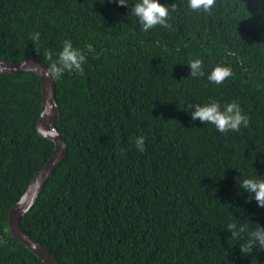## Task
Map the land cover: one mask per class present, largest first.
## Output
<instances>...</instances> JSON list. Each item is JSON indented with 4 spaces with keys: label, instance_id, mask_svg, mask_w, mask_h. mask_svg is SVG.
<instances>
[{
    "label": "trees",
    "instance_id": "trees-1",
    "mask_svg": "<svg viewBox=\"0 0 264 264\" xmlns=\"http://www.w3.org/2000/svg\"><path fill=\"white\" fill-rule=\"evenodd\" d=\"M134 2L0 0V60L51 67L65 39L85 55L83 72L53 74L67 151L20 225L61 264H264V249L239 250L264 226L239 184L264 177V0H216L211 14L159 0L176 6L173 30L147 32ZM195 58L202 77L189 75ZM221 62L233 75L216 85L207 72ZM209 100L236 101L248 126L193 121L188 106ZM41 104L35 73L0 72V264H44L8 224L54 151L36 129ZM230 223L245 232L234 238Z\"/></svg>",
    "mask_w": 264,
    "mask_h": 264
},
{
    "label": "clouds",
    "instance_id": "clouds-1",
    "mask_svg": "<svg viewBox=\"0 0 264 264\" xmlns=\"http://www.w3.org/2000/svg\"><path fill=\"white\" fill-rule=\"evenodd\" d=\"M104 0H101L103 3ZM117 5H123L128 8V0H112ZM216 0H187V7L194 12L211 14ZM176 6L173 4L171 9L162 4L159 0H135L132 5V14L137 18L141 29L147 32L154 26L160 27L169 31L173 30V25L169 22L170 11H175ZM40 33H30V38L35 42L39 40ZM90 54L93 45L86 46ZM46 55L51 53L45 52ZM227 55H233L228 52ZM85 55L81 50L74 47L70 39H65L62 43L61 49L58 52V63L51 64L50 69L46 71V75L55 74L59 76L62 69H67L74 72H83V62ZM189 65L191 71L190 76L193 78L202 77L205 75L204 64L200 58L190 60ZM233 75L232 68L223 62L213 65L207 72V80L213 84H222L226 79ZM191 109V119L193 121L199 119L201 123H209L214 125L216 130L221 133L229 131H239L241 126L247 127L249 119L246 114L242 113L239 104L236 101L225 103L223 107L216 100H209L207 102L195 103L188 106ZM135 147L138 151L143 152L145 147L144 136H137L134 140ZM240 187L245 190L250 197H252L258 207H264V177L261 176H246L239 182ZM229 229H234L233 237H238L245 232L244 228H237L235 223L227 225ZM253 246L259 250L264 249V226H257L254 229L247 231V238L244 243L240 245L241 254H249Z\"/></svg>",
    "mask_w": 264,
    "mask_h": 264
},
{
    "label": "water",
    "instance_id": "water-1",
    "mask_svg": "<svg viewBox=\"0 0 264 264\" xmlns=\"http://www.w3.org/2000/svg\"><path fill=\"white\" fill-rule=\"evenodd\" d=\"M48 69L50 67L36 57H31L21 62L0 60V72L31 71L39 78L42 89V104L41 112L36 122V129L40 136L47 137L54 143L52 155L29 182L20 198L10 207L8 224L11 232L9 237L19 240L44 264H61L47 248L28 235L20 225L21 217L34 204L48 177L61 163L67 151V142L55 125L59 116V107L56 100L53 74H45Z\"/></svg>",
    "mask_w": 264,
    "mask_h": 264
}]
</instances>
